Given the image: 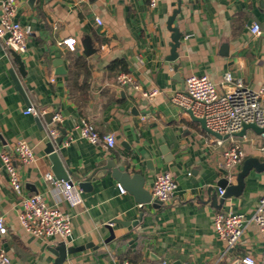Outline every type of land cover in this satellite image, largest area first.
Segmentation results:
<instances>
[{
    "label": "crops",
    "instance_id": "0c3cea01",
    "mask_svg": "<svg viewBox=\"0 0 264 264\" xmlns=\"http://www.w3.org/2000/svg\"><path fill=\"white\" fill-rule=\"evenodd\" d=\"M261 2L180 0L174 18L181 33L176 73L166 59L171 35L167 19L179 0H157L154 7L148 0H18L16 18L32 31L26 50L17 53L23 73L12 52L0 44V152L19 140L32 146L31 162L15 160L22 191L41 193L48 204L70 212L72 236L64 242L26 233L18 223L20 197L3 172L0 216L8 230L1 243L10 256L9 264H54L61 242L70 248L62 264H115L124 259L137 264H234L245 254L264 264V243L253 223L231 249H226L213 227L216 212L252 214L264 189V171L251 169L242 188L224 198L220 185L223 179L236 183L246 158L264 159L262 137L252 129L235 136L245 156L228 169L222 153L230 139L218 144L215 136L170 101L189 74L219 81L230 71L253 89L264 85ZM253 23L260 25L258 36L249 31ZM69 36L77 41L72 52L58 44ZM86 37L94 49L90 55L83 53ZM76 57H82L86 66L79 77V82H86L80 104L66 83L70 62ZM57 59L65 73H56ZM115 59L126 62L133 83H117L118 72L107 68ZM136 83L144 90L157 87L160 93L145 98L134 87ZM30 104L46 113L57 110L62 120L49 123L43 116L23 113ZM82 118L100 134L112 133L115 146L106 149L81 137L77 124ZM52 127L56 137L63 135L57 151L76 184L99 161L113 158L130 173H140L149 192L157 172H170L178 185L173 198L158 206L139 204L125 188L119 191L120 183L108 171L93 180L90 188H81L82 203L70 208L44 177L52 172L45 152Z\"/></svg>",
    "mask_w": 264,
    "mask_h": 264
},
{
    "label": "built area",
    "instance_id": "2783aa9c",
    "mask_svg": "<svg viewBox=\"0 0 264 264\" xmlns=\"http://www.w3.org/2000/svg\"><path fill=\"white\" fill-rule=\"evenodd\" d=\"M149 6L154 7L157 0H148ZM18 0H0V44L7 51L21 53L26 50L27 39L32 31L28 24H22L17 18ZM97 23L101 20L96 17ZM251 35L261 34L258 23H253L249 29ZM67 51H75L77 41L73 36L62 39L58 43ZM117 83L127 85L133 83L132 76L127 72L118 73ZM134 87L141 91L145 98L151 99L160 93L157 87L144 90L137 83ZM170 101L183 111H191L194 115L202 117L206 126L221 134L228 135L231 143L222 153V161L228 169L241 163L245 156L242 145L234 138V133L240 131L244 123H255L264 126V85L253 89L245 84L242 78L235 77L230 71H225L219 81H214L207 75L189 74L185 77L183 88L170 96ZM25 114L41 117L46 113L43 108L33 104L24 110ZM62 120L60 113H54L53 122ZM77 127L81 137L93 144H100L106 149L113 148L116 140L112 133L100 134L91 122L82 118ZM47 136L54 140L57 130L52 127ZM221 144L223 139H216ZM33 148L26 141L19 140L9 151L0 152V177L4 172L7 183L20 197L21 209L18 213V223L28 234L46 239L50 237L67 241L72 236V214L60 209L58 206L48 204L41 193L25 194L18 176L15 160L20 164H27L34 159ZM54 188L61 193L63 200L70 208L82 203V189L71 178L57 179L51 171L44 174ZM177 182L168 171L156 173L150 193L163 203L171 201ZM119 191L125 189L118 184ZM223 193V190H220ZM253 223L261 235L264 243V189L260 194L252 214L248 217L241 213L216 212L213 216V227L217 236L224 241L226 249L235 247L249 224ZM8 227L0 216V264H9L10 256L1 243V237L7 233ZM115 264H137L124 259ZM239 264H258L251 254L239 258Z\"/></svg>",
    "mask_w": 264,
    "mask_h": 264
},
{
    "label": "water",
    "instance_id": "95a60500",
    "mask_svg": "<svg viewBox=\"0 0 264 264\" xmlns=\"http://www.w3.org/2000/svg\"><path fill=\"white\" fill-rule=\"evenodd\" d=\"M261 5L264 7V0H262ZM179 10H180V0L177 8L173 10L172 14L167 19V29L171 32V35H170V43H169L170 52L169 55L166 57V59L172 62V66L176 73L178 72L177 70L178 63L176 62L178 53L176 51V48L179 45L181 33L178 30L176 23L174 22V18ZM82 46H83V53L85 55H90L91 53L94 52V49L91 48L90 41L87 37L82 40ZM12 54L15 60L19 63V69L21 73H23L22 70L23 64L20 60L19 54L13 51ZM56 73H65V70L61 64L60 59L56 60ZM13 79L17 89L22 92V86L20 84L19 79L15 75H13ZM56 111L55 110L49 111L46 114H44L43 117L47 122L51 123L52 117ZM187 112L189 117L193 121L199 123L200 127L203 130H205L207 133L212 134L218 139H226L228 137V135H221L209 129L206 126L205 120L202 117H198L194 115L191 111H187ZM247 129H252L255 134L262 137L261 144H262V150L264 151V126H258L252 122L244 123L240 131L234 133V135L238 137L244 136ZM62 139H63V135L56 137L54 140L49 139L45 144V152L50 160L51 170L54 177L57 179L68 180L70 178L69 176L71 174V170L64 167L60 159L59 153L57 151L59 145L62 143ZM7 150L9 151L10 148L7 147ZM251 169H254L255 171H264V159L262 160L260 157L257 156L246 158L243 161L240 171L235 176L236 178L235 184L229 183L227 179H223L222 181L223 183L220 185L221 188L223 189L222 198L226 197L229 193H232L233 191L236 190L239 191L244 184V177L248 174V172ZM108 171H110V175L116 181H118L123 188H125L134 195L135 200L139 204H144L149 202L152 203L153 206H158L162 204V201L156 198H152L151 193L144 187V177L140 173L137 172L130 173L129 170L126 168V166L119 164L113 158L99 161L94 169H92L89 173L84 175L82 179L77 181V185L81 188H84V190H86V188L91 187V182L93 180L101 177L102 175L106 174ZM68 252H70V248H68L64 242L59 243V245L57 246L56 259L54 264H62L66 259ZM175 264H180V263L176 261ZM234 264H239V260H236Z\"/></svg>",
    "mask_w": 264,
    "mask_h": 264
},
{
    "label": "trees",
    "instance_id": "16d2710c",
    "mask_svg": "<svg viewBox=\"0 0 264 264\" xmlns=\"http://www.w3.org/2000/svg\"><path fill=\"white\" fill-rule=\"evenodd\" d=\"M85 61L82 57H76L70 62V66L67 72L66 83L69 88V91L72 92V95H77L76 102L81 103L82 98L85 94L86 82H79V77L81 74H84ZM107 68L109 70L120 72H126V62L123 59H115L108 63Z\"/></svg>",
    "mask_w": 264,
    "mask_h": 264
}]
</instances>
